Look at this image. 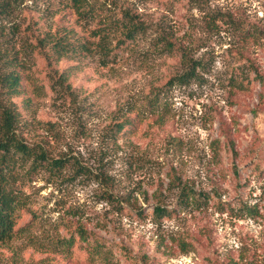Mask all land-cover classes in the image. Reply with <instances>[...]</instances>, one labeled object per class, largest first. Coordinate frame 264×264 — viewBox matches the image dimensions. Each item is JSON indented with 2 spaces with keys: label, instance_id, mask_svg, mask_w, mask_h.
<instances>
[{
  "label": "rangeland",
  "instance_id": "rangeland-1",
  "mask_svg": "<svg viewBox=\"0 0 264 264\" xmlns=\"http://www.w3.org/2000/svg\"><path fill=\"white\" fill-rule=\"evenodd\" d=\"M86 2L81 19L68 0L0 6L20 131L64 164L16 167L32 215L0 264H65L44 252L77 223L111 264H264V0ZM125 13L145 32L117 45Z\"/></svg>",
  "mask_w": 264,
  "mask_h": 264
},
{
  "label": "trees",
  "instance_id": "trees-1",
  "mask_svg": "<svg viewBox=\"0 0 264 264\" xmlns=\"http://www.w3.org/2000/svg\"><path fill=\"white\" fill-rule=\"evenodd\" d=\"M1 1V0H0ZM3 4L12 5L23 0H3ZM70 7L75 10V13L81 19L86 15L87 2L86 0H68ZM1 3V2H0ZM127 22L117 31H120L121 40L117 45L124 44L125 41H133L138 35L145 32L143 25L135 20L129 13L124 16ZM109 24V23H108ZM107 24V25H108ZM106 26V25H102ZM100 34V40L105 37ZM173 47L172 44H169ZM74 47V46H70ZM69 49V48H68ZM184 60V56H182ZM15 64L11 67H18ZM198 64L193 65L187 76L181 77L180 80H187L195 77V71L198 69ZM24 77L18 70H13L0 77V242L5 243L21 235L25 227L18 228L23 213L31 214V210L27 207L26 202L19 197L15 192L14 186L18 180L19 174L16 172L18 164L25 165L32 161L35 166L42 167L45 165L51 171H59L63 168L62 160L49 161L46 154L42 151L36 150L35 147L28 144L20 131V118L12 98L25 97V89L23 88ZM238 85V84H237ZM29 101V100H27ZM127 127L132 130L136 127V123L131 118L117 126L118 131H123ZM130 130V131H132ZM186 192L185 189H182ZM189 201V199L187 200ZM251 217L258 215L257 210H248ZM155 214L159 218L169 217L171 212L168 210L156 207ZM34 216V215H33ZM46 254L57 255L62 258L65 264L79 263L81 258L87 264H95L98 260L111 264L114 255L113 250L106 244V242L80 223L69 236L59 239L51 246V250H45ZM56 264L58 260H53Z\"/></svg>",
  "mask_w": 264,
  "mask_h": 264
}]
</instances>
